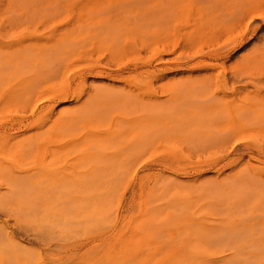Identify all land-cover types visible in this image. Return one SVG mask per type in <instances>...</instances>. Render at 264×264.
<instances>
[{"label": "rangeland", "instance_id": "rangeland-1", "mask_svg": "<svg viewBox=\"0 0 264 264\" xmlns=\"http://www.w3.org/2000/svg\"><path fill=\"white\" fill-rule=\"evenodd\" d=\"M222 1L218 10L198 0H84L87 6L67 0L50 12H0V244L6 264H194L182 253L187 229L217 220L240 225L249 247L259 245L254 237L264 236L262 189L241 190L239 202H214L202 183L209 179L213 187L241 174L264 189V62L241 61L254 46L264 48V29L250 38L255 22L264 26V0L242 10ZM33 33L40 45L57 42L51 76L33 77L13 65L20 55L38 57L46 49H29ZM98 84L120 88L113 95L127 104L72 120L58 117ZM188 101L195 109L186 107ZM200 106L213 114L226 110L208 123L199 120L205 113ZM248 108L252 115L245 120ZM97 153L132 160L114 174L91 178L89 162ZM11 173L23 174L20 191L3 187L2 177Z\"/></svg>", "mask_w": 264, "mask_h": 264}, {"label": "bare ground", "instance_id": "bare-ground-1", "mask_svg": "<svg viewBox=\"0 0 264 264\" xmlns=\"http://www.w3.org/2000/svg\"><path fill=\"white\" fill-rule=\"evenodd\" d=\"M82 1V4H83V1L84 0H80V2ZM94 1V0H93ZM257 0H230V3H229V1L227 0V3L228 4H231L232 6H229V8L230 7H233V8H235L234 10H236V9H238V10H242V9H245L247 6H249V5H251L252 3H254V2H256ZM198 2H199V4H201V3H204V5L206 6H210V7H212L211 5L213 4V5H215V7H217L216 5H222L223 4V1L221 2V0H198ZM67 4V0H0V12H50L51 10H54V9H56L57 7H64L65 5ZM94 4V3H93ZM195 4H198L197 3V1H195ZM83 5H86V4H83ZM131 5V4H130ZM87 6V5H86ZM207 6H206V8H207ZM208 6V7H209ZM206 8H204V9H206ZM219 9V7H217V9L216 10H218ZM222 9V8H221ZM209 10V9H208ZM212 11V10H211ZM236 12V11H235ZM103 13V12H102ZM236 13H238V12H236ZM235 13V14H236ZM240 13V12H239ZM11 14V13H10ZM32 14V13H31ZM220 14H222V13H220ZM235 14H233V15H235ZM22 15V14H21ZM34 15V14H33ZM123 15H125V14H123ZM232 17V16H231ZM236 18V17H235ZM234 18V19H235ZM25 19V18H24ZM27 19V18H26ZM30 19H33V18H30ZM263 19V18H262ZM20 20V19H19ZM256 20H258V19H254L253 20V23L256 21ZM12 21V20H11ZM14 22V21H13ZM12 22V23H13ZM31 22V21H30ZM29 22V23H30ZM9 23V22H8ZM21 23V22H20ZM24 23V22H23ZM157 23V22H156ZM257 22H255V24H256ZM11 24V23H10ZM255 24H253L254 26L252 27V29H251V34H250V38L251 39H258L261 35V32H262V30L264 29V26H261V25H255ZM16 25V24H15ZM14 25V26H15ZM104 25V24H103ZM109 25V24H108ZM113 25V24H112ZM119 25V24H118ZM2 26V25H1ZM110 27H111V24L109 25ZM99 27V26H98ZM109 27V28H110ZM133 27V26H132ZM112 28V27H111ZM113 28H114V25H113ZM123 28V27H122ZM125 28V27H124ZM104 29H106L105 31H107L108 29L107 28H104ZM115 29V28H114ZM98 30V29H97ZM110 30V29H109ZM124 30V29H123ZM101 32V31H100ZM119 32V31H118ZM99 33V32H98ZM102 33H103V30H102ZM101 33V34H102ZM113 33V32H112ZM111 33V34H112ZM34 34V33H33ZM100 34V33H99ZM104 34V33H103ZM124 34V33H123ZM6 35V34H5ZM107 35H109V33L107 34ZM245 35V34H244ZM90 36V35H89ZM88 36V37H89ZM111 36V35H110ZM106 37V36H105ZM109 37V36H108ZM114 37V36H113ZM48 38V37H47ZM118 38H119V36H118ZM37 37H35V34L33 35V36H31L30 38H29V49H30V47H34L33 49H35V51H37L36 50V47H40L41 46V49H42V47H44V48H46L41 54H40V56H38V57H34L35 56V54H34V56H31V55H20V57H18V63H16V61H15V63H16V65H15V63L13 64L14 66H16V68H18V69H20V71H23L24 73H30V74H32V76L33 75H35L34 74V72H39V73H43V72H49L50 70H51V67H53V65H55L56 63H57V60L55 59V58H57V54L55 55V53H53V49H52V47H55L54 45L55 44H57V42L56 43H53L54 45H51L52 43H50V45L49 46H46V45H44V44H42V45H40V44H38V42H37ZM113 39V38H112ZM104 40H105V38H104ZM118 40V39H117ZM81 41V40H80ZM122 41V40H121ZM62 42V41H61ZM60 42V43H61ZM86 42H88V41H86ZM68 43V42H67ZM71 43V42H70ZM242 43V42H241ZM19 44V43H18ZM18 44H16V46L18 45ZM23 44V43H22ZM58 44H59V42H58ZM65 45V44H64ZM28 46L26 45V46H24L26 49L28 48ZM68 46V45H67ZM22 48H24L23 46H21ZM20 47V44H19V48H21ZM57 47V46H56ZM55 47V48H56ZM17 48H18V46H17ZM19 48H18V50H19ZM40 49V50H41ZM3 50V49H2ZM17 49H15V51H16ZM25 50V49H24ZM32 50V49H31ZM58 50V49H57ZM26 51V50H25ZM60 51V50H59ZM1 52V51H0ZM10 52V51H9ZM27 52L28 51H26V53L25 54H27ZM30 52V51H29ZM32 52H33V50H32ZM40 52V51H39ZM7 53V52H6ZM63 53V52H62ZM28 54H30V53H28ZM39 54V53H38ZM59 54V53H58ZM211 54H208L207 55V57L208 58H210V59H212L211 58V56H210ZM3 56V55H2ZM18 56V55H17ZM31 56V57H30ZM12 57V56H11ZM203 57V56H202ZM206 57V58H207ZM213 57V56H212ZM14 58H16V57H14ZM204 59V58H203ZM219 59V58H218ZM191 60V59H190ZM217 60V59H216ZM255 60H258L259 62H264V48H260V47H257V46H254L253 47V49H252V51L251 52H249V54L248 55H246V57H244L241 61H255ZM9 62V61H8ZM7 63V62H6ZM10 63H12V62H10ZM188 63V62H187ZM1 64V63H0ZM8 64V63H7ZM189 64V63H188ZM258 66V65H257ZM255 67V66H254ZM5 68V67H4ZM55 68V67H54ZM58 68V67H57ZM60 68V67H59ZM6 69V68H5ZM258 69V68H257ZM57 70V69H56ZM52 72V71H51ZM51 72H49L48 74L51 76ZM1 73V72H0ZM56 73V72H55ZM113 73V72H112ZM20 74V73H19ZM44 74V73H43ZM118 74V73H117ZM214 74V73H213ZM5 76V75H4ZM13 76V75H12ZM213 76V75H212ZM15 77V76H14ZM25 77V76H24ZM34 77V76H33ZM32 77V78H33ZM93 78V77H92ZM190 78V77H189ZM197 78V77H196ZM202 78V77H201ZM206 78V77H205ZM181 79V78H180ZM207 79V78H206ZM205 79V81H207ZM33 80V79H32ZM31 80V81H32ZM48 80V79H47ZM191 80H192V78H191ZM213 80V79H212ZM34 81H35V78H34ZM202 80H199V82H201ZM210 81H211V78H210ZM36 82V81H35ZM189 82V81H188ZM198 82V81H197ZM197 82H195V83H197ZM39 84H40V82H38ZM80 83V82H79ZM194 83V82H193ZM194 83V85H197V84H195ZM209 83H211V82H209ZM29 84V83H28ZM33 84V83H32ZM31 83H30V86H36V84H33L32 85ZM94 84V83H93ZM190 84V83H189ZM202 84V83H201ZM200 84V85H201ZM204 84V83H203ZM206 84V83H205ZM21 85H23V84H21ZM38 85V84H37ZM92 85V84H91ZM96 85V84H95ZM95 85H93V86H95ZM99 86H100V84H98ZM97 85V86H98ZM177 85H178V83H177ZM184 85V84H183ZM24 87H27V86H25V85H23ZM180 86H182V85H180ZM21 87V86H20ZM186 87H187V85H186ZM200 87V86H199ZM204 87V86H203ZM206 88H207V86H205ZM31 88V87H30ZM183 88V87H182ZM181 88V89H182ZM188 88H190V87H188ZM196 88V87H195ZM26 89V88H25ZM27 89H29L28 87H27ZM31 89H34V88H31ZM118 89H120V88H118V87H115L114 86V84H111V85H103L102 87L100 86V87H93L92 89H91V91L87 94V96H86V98L82 101V102H80L79 104H77V105H75L71 110V112H69V111H67V112H64L63 114L64 115H61V114H59V116L58 117H66V119H76V117L78 118V117H80V116H82V115H84V114H87L88 112H90V114H91V112L92 111H94L95 109H97V108H99V107H103V109L104 108H106V107H108L109 105H112V104H118V103H122L121 101V98L119 99V98H117L116 96H115V94L113 95V92H114V90H118ZM187 89V88H186ZM193 89V88H192ZM205 89V88H204ZM22 90V89H21ZM30 90V89H29ZM174 90V89H173ZM188 90V89H187ZM208 90V89H207ZM207 90H206V92H207ZM197 91V90H196ZM195 91V92H196ZM26 92V91H25ZM63 92V91H62ZM120 92V91H119ZM119 92H118V94H119ZM124 92V91H123ZM204 92V91H203ZM199 92H197V94H198ZM209 93V92H208ZM60 94V93H59ZM65 94H67L66 92H65ZM118 94H117V96H118ZM126 94V93H125ZM184 94V93H183ZM190 94V93H189ZM192 94H194V93H192ZM196 94V93H195ZM205 94V93H204ZM120 95V94H119ZM191 95V94H190ZM208 95H210V94H208ZM22 96V95H21ZM59 96H61V95H59ZM78 96V95H77ZM211 96H212V94H211ZM67 97H68V95H67ZM66 97V98H67ZM120 97H123V96H120ZM125 97H127V96H125ZM130 97V96H129ZM194 97H196V96H194ZM198 97V96H197ZM209 97V96H208ZM212 97H214V96H212ZM219 97V96H218ZM131 98V97H130ZM176 98V97H175ZM181 98H182V96H181ZM181 98H179V99H181ZM187 98H189V97H187ZM221 98V97H220ZM62 99V98H61ZM75 99V98H74ZM186 99V98H185ZM184 99V100H185ZM192 99V98H191ZM211 99H213V98H211ZM215 99H217V97L215 98ZM259 99V98H258ZM124 100V99H123ZM134 100V99H133ZM182 100H183V98H182ZM182 100H180V101H182ZM183 100V101H184ZM201 100V99H200ZM218 100V99H217ZM150 101V100H149ZM179 101V100H178ZM179 101V102H180ZM216 101V100H215ZM123 102H125V104H127L126 103V101H123ZM165 102V101H164ZM175 102H176V100H175ZM78 103V102H77ZM148 103V102H147ZM152 103V102H151ZM154 103V102H153ZM171 102H169L168 104H170ZM178 103V102H177ZM185 103H187V102H185ZM193 103V102H192ZM191 103V104H192ZM196 103V102H195ZM205 103V102H204ZM222 103V102H221ZM224 103V102H223ZM123 104V103H122ZM125 104H123L122 105V107L121 108H123L124 107V105ZM129 104V103H128ZM132 104V103H131ZM136 104V103H135ZM159 104V103H158ZM187 104H189V101H188V103ZM201 104V103H200ZM219 104V103H218ZM133 105V104H132ZM147 105V104H146ZM151 106H152V104H150ZM149 105V106H150ZM160 105V104H159ZM164 105H166V104H164ZM205 105V104H204ZM203 105V106H204ZM226 105V104H225ZM131 106V105H130ZM136 106V105H135ZM168 105H166V107H167ZM185 106H186V104H185ZM199 106V105H198ZM202 106V105H201ZM200 106V110H202L203 108ZM206 106V105H205ZM133 107H134V105H133ZM164 107V106H163ZM186 107H192L190 104H189V106L187 105ZM219 107V106H218ZM227 107V106H226ZM120 108V109H121ZM147 108V107H146ZM192 108H194V107H192ZM199 108V107H198ZM220 108V107H219ZM218 108V109H219ZM224 108V109H223ZM222 108V111H220V110H218V111H220L219 113H220V115H221V117H222V112H225V111H223V110H226V108H225V106ZM100 109V108H99ZM129 109V108H128ZM131 109H133V108H131ZM150 109V108H149ZM152 109V108H151ZM182 109V108H181ZM195 109V108H194ZM51 110H52V108H51ZM107 110V109H106ZM112 110V109H111ZM123 110V109H122ZM148 110V109H147ZM200 110H199V112H200ZM227 110H228V108H227ZM64 111V110H63ZM97 110H95L94 111V113L96 112ZM99 111V110H98ZM97 111V112H98ZM101 111V110H100ZM149 111V110H148ZM203 111H205V113H202V112H200L201 113V115H200V117H199V120L200 121H202V122H211L213 119H214V121L219 117V113L217 114V112L215 113V114H213V113H210V111H208V110H204L203 109ZM243 112H249V114H242V113H240V114H238L239 116H241V114L245 117V120H246V118H248V115L250 116V110H249V108H248V111L246 110H242ZM102 112H103V110H102ZM105 112V111H104ZM103 112V113H104ZM144 112V111H143ZM198 112V113H199ZM206 112H209V115L208 114H206ZM212 112V111H211ZM233 112V111H232ZM254 112V111H253ZM100 114H101V112H99ZM102 113V114H103ZM106 113V112H105ZM104 113V114H105ZM227 113H228V111H227ZM262 113V112H261ZM211 114V115H210ZM224 114V116H225V114L226 113H223ZM98 115V114H97ZM106 115V114H105ZM108 115V114H107ZM215 115H217V118L216 117H214ZM252 115V114H251ZM255 115H257V114H255ZM263 115H264V112H263ZM91 116V115H90ZM109 116V115H108ZM153 116V115H152ZM197 116V115H196ZM199 116V115H198ZM197 116V117H198ZM207 116V117H206ZM234 116V115H233ZM235 116H237V115H235ZM240 117V118H244V117ZM254 116V115H253ZM252 116V117H253ZM93 117V116H92ZM226 117H227V115H226ZM255 117V116H254ZM263 118H264V116H262ZM261 117V118H262ZM45 118V117H44ZM104 118V117H103ZM103 118H102V121H103ZM164 118H166V117H164ZM201 118V119H200ZM225 118V117H224ZM237 118V120H238V117H236ZM258 118H260V116H258ZM258 118H257V120H258ZM65 119V118H64ZM99 119V118H98ZM101 119V118H100ZM148 119V118H147ZM191 119V118H190ZM209 119H210V121H209ZM250 119V118H249ZM184 120V119H183ZM182 120V121H183ZM195 120H197V119H195ZM204 120V121H203ZM29 121V120H28ZM167 121H168V119H167ZM184 121H187V120H184ZM184 121H183V123H184ZM192 122L194 121V119H192L191 120ZM200 121H199V123H200ZM219 121H221V120H219ZM218 121V122H219ZM222 121H223V119H222ZM261 121H264V119L263 120H261ZM76 122V121H75ZM201 122V123H202ZM244 122H246V121H244ZM195 123V122H194ZM194 123H192V124H190L191 126L194 124ZM214 123V122H213ZM256 123V122H255ZM72 124V123H71ZM74 124V123H73ZM100 124V123H99ZM122 124V123H121ZM165 124V123H164ZM206 124V123H205ZM29 125V124H28ZM149 125V124H148ZM189 125V126H190ZM197 125V124H196ZM200 125V128H201V124H199ZM208 125H211V123L210 124H208ZM16 126V125H15ZM161 126V125H160ZM187 126V125H186ZM194 126V125H193ZM133 127V126H132ZM137 127V126H136ZM181 127H182V124H181ZM197 127V126H196ZM204 127H205V125H204ZM64 128V127H63ZM198 128V127H197ZM206 128V127H205ZM210 128H211V126H210ZM1 129V128H0ZM131 129V128H130ZM137 130V129H136ZM187 130H189V129H187ZM199 130V129H198ZM206 130H208V129H206ZM206 130H204V133H206ZM64 131H65V128H64ZM143 131H145V130H143ZM192 132V129H190L188 132ZM201 131V129L199 130V132ZM5 132V131H4ZM4 132L2 131V132H0V140L2 139V138H4ZM138 132V131H137ZM182 132V131H181ZM188 132H187V134H188ZM190 132V133H191ZM212 132H215V131H212ZM216 132H218V131H216ZM144 133V132H143ZM183 133V132H182ZM203 133V134H204ZM232 133V132H231ZM5 134H7V133H5ZM11 134V133H10ZM153 134V133H152ZM194 134H195V132H194ZM198 134H200V133H198ZM219 134V133H218ZM226 134V133H225ZM193 134H191V136H192ZM197 134H195V136H196ZM210 135V134H209ZM214 135V134H213ZM233 135V134H232ZM140 136V135H139ZM200 135H198V137H199ZM202 136V135H201ZM207 136V135H206ZM212 136V135H211ZM210 136V137H211ZM220 136V135H219ZM112 137H114V136H112ZM111 137V138H112ZM141 137H143V136H141ZM185 137V136H184ZM197 137V136H196ZM204 137V136H203ZM202 137V138H203ZM110 138V137H109ZM187 138H188V136H187ZM194 138V137H193ZM139 140H140V138H138ZM190 139V138H189ZM197 139H199V138H197ZM201 139V138H200ZM208 139V138H207ZM206 139V140H207ZM221 139V138H220ZM219 139V140H220ZM227 139H228V137H227ZM10 140V139H9ZM26 140V139H25ZM24 140V141H25ZM146 139H144V141H145ZM190 140H192L193 141V139H190ZM205 140V139H204ZM215 140V139H214ZM95 141V140H94ZM196 141V140H195ZM202 141V140H201ZM208 141V140H207ZM206 141V142H207ZM1 142H4V141H0V143ZM15 142V141H14ZM23 142V141H22ZM28 142V141H27ZM29 142H30V140H29ZM29 142H28V144H29ZM107 142V141H106ZM119 142V141H118ZM120 142H122V141H120ZM126 142V141H125ZM128 142V141H127ZM139 142V141H138ZM143 142V141H142ZM188 142V141H187ZM205 142V143H206ZM214 142V141H213ZM141 143V142H140ZM136 144V143H135ZM212 144V143H211ZM222 144V143H221ZM2 145V144H1ZM22 145H24V143H22ZM22 145H21V148H26L25 146L26 145H24L23 147H22ZM97 145H99V144H97ZM96 145V146H97ZM203 145V144H202ZM114 146H117V145H114ZM114 146H112V147H114ZM130 146V145H129ZM128 146V147H129ZM32 147V146H31ZM102 147V146H101ZM101 147H98V148H101ZM104 147V146H103ZM102 147V148H103ZM105 147H106V145H105ZM136 147V146H135ZM27 148H29V147H27ZM96 148V147H95ZM130 148V147H129ZM31 149V148H30ZM29 149V150H30ZM79 149V148H78ZM131 149V148H130ZM144 149V148H143ZM103 150H105V149H103ZM129 150V149H128ZM132 151V150H131ZM21 152H22V150H21ZM97 152V151H96ZM96 152H94V153H96ZM122 152H124V149H123V151ZM127 152V151H126ZM141 152V151H140ZM20 153V152H19ZM114 153H115V151H114ZM119 153V152H118ZM121 153V152H120ZM136 153V152H135ZM98 154V153H97ZM105 154V153H104ZM123 154V153H122ZM126 154V153H125ZM99 155V154H98ZM127 155V154H126ZM126 155H124V156H122L121 154L120 155H109V156H105V157H101L100 155L99 156H95V157H92V159L90 160V162H89V160H88V162L89 163H91L90 164V169H89V175H90V177L91 178H94V177H97V176H99V177H104L106 174H114L115 172H117V171H119V170H121L123 167H124V165H125V163L130 159V160H132V158L128 155V156H126ZM29 156V155H28ZM85 157V156H84ZM83 157V158H84ZM91 158V157H90ZM134 159V158H133ZM129 160V161H130ZM128 161V162H129ZM87 162V163H88ZM133 162V161H132ZM21 163V162H20ZM130 163V162H129ZM24 164V163H23ZM84 164V163H83ZM83 164H82V167L81 168H83ZM132 165V164H131ZM133 165H134V162H133ZM126 166H127V164H126ZM131 167V166H130ZM245 167V166H244ZM80 168V169H81ZM124 168H126V167H124ZM128 168V167H127ZM133 168V167H132ZM129 170V169H128ZM128 170H127V172H128ZM247 170V169H246ZM6 172V171H5ZM42 172V171H41ZM248 172V171H247ZM246 172V173H247ZM253 173V172H252ZM251 173V174H252ZM248 174V173H247ZM21 175V176H20ZM20 175H16V174H14V173H11V174H9V175H7L6 177L5 176H3L2 178L4 179V186L3 187H5V189H7V190H19V188L22 186L21 184H22V178L21 177H23V174H20ZM119 175V174H118ZM237 175V174H236ZM28 176H29V174H28ZM85 176V175H84ZM240 176H241V174H240ZM240 176H237V177H234V178H231V179H228L227 177L228 176H226L225 178H223L221 181H218V182H216V184H214L213 185V187L211 186H209L208 184L210 183L209 182V179L207 180L208 182H203L202 181V183H205L208 187H207V190H208V192L209 191H211V192H209V194H211V193H213V195H211V196H214V197H216V198H212L211 196H209V199L211 200V201H214V202H216V201H222L223 199L225 200V199H227L228 200V197H231V200L232 199H234L235 200V202H239L240 200H241V196H242V192H241V190H251V189H257V191L258 190H260V189H262V191H263V193H262V191L260 190L259 192H261L262 194H263V196H264V189L262 188V186H260V187H258V182L256 181V182H254V180L252 179V181H251V177L249 178V179H247V177L246 178H244V176L241 178ZM26 177V176H25ZM30 177V176H29ZM0 178H1V176H0ZM24 178V177H23ZM31 178V177H30ZM85 178H87V177H85ZM111 178V177H110ZM109 178V179H110ZM64 179V178H63ZM115 179H117V178H115ZM119 179V178H118ZM117 179V180H118ZM42 180V179H41ZM68 180H70V179H68ZM75 180V179H74ZM211 180H212V178H211ZM250 180V181H249ZM31 181H33L32 179H31ZM62 181V180H61ZM107 181V180H106ZM261 181V183L263 182L262 180H260ZM1 182H3L2 181V179H1ZM0 182V183H1ZM109 182V181H108ZM25 183V182H24ZM29 183V182H28ZM28 183H26V187H27V184ZM42 183V182H41ZM64 183H66V182H64ZM182 183V182H181ZM200 183V182H199ZM198 183V184H199ZM3 184V183H2ZM35 184V183H34ZM107 184V183H106ZM110 184H111V186H112V183H111V181H110ZM192 184V183H191ZM51 185V184H50ZM86 185V184H85ZM87 185H88V183H87ZM89 185H91V183L89 184ZM210 185H212V183L210 184ZM263 185V184H262ZM29 187L31 186V184L30 185H28ZM74 186V185H73ZM205 186V185H204ZM204 186H202V187H204ZM55 187V186H54ZM54 187H53V189H54ZM61 187V186H60ZM68 188H70L69 186H67ZM110 187V186H109ZM113 187H115V184L113 185ZM200 187V186H199ZM202 187H201V190H202ZM196 188V187H195ZM197 188H198V186H197ZM20 189H23V188H20ZM24 189H25V187H24ZM86 189H87V187H86ZM2 190V189H1ZM198 190V189H197ZM20 191V190H19ZM200 191V190H199ZM203 191H204V188H203ZM256 191V190H255ZM57 192H58V190H57ZM198 192V191H197ZM241 193V196H239V194ZM3 193V192H2ZM22 193H24V192H22ZM244 193V195L246 194V192H243ZM251 193H252V190H251ZM42 194H43V192H42ZM257 194V193H256ZM20 195H21V193H20ZM250 195L251 194H249V197H250ZM11 196V195H10ZM22 197L24 196V195H21ZM252 196H253V194H252ZM257 196H259V195H257ZM20 196H18V198H19ZM201 197V196H200ZM247 197H248V194H247ZM247 197L245 196V198H246V201L247 200H249V198L247 199ZM12 198V197H11ZM205 198V197H204ZM2 199V198H1ZM17 199V198H16ZM255 199H256V201H257V198H256V196H255ZM59 200H60V198H59ZM252 200V199H251ZM228 201H230V200H228ZM242 201V200H241ZM254 201V200H253ZM261 201V200H260ZM13 202V201H12ZM34 202V201H33ZM263 201H261V203H262ZM25 203V202H24ZM228 202H226V204H227ZM234 203V202H233ZM243 203V202H242ZM260 203V202H259ZM8 204V203H7ZM12 205H13V203H11ZM22 204V203H21ZM26 204V203H25ZM24 204V205H25ZM229 205V204H228ZM246 205V204H245ZM37 206V205H36ZM226 206V205H225ZM235 206H236V204H235ZM240 206H242V204L240 205ZM239 206V207H240ZM248 207H249V205H247ZM246 206V207H247ZM253 206V205H252ZM21 207H22V205H21ZM25 207V206H24ZM31 207V206H30ZM261 207H262V204H261ZM2 208H3V205H2ZM7 208V207H6ZM10 208H11V205H10ZM9 208V209H10ZM13 208V207H12ZM238 209V208H237ZM241 209V208H240ZM264 209V208H263ZM262 209V210H263ZM18 210V209H17ZM261 210V211H262ZM10 211H14V210H11L10 209ZM20 211V210H19ZM21 213V212H20ZM230 213V212H229ZM242 213H244V210H243V212ZM227 214V213H226ZM240 215H241V213H239ZM258 214V213H257ZM17 215V214H16ZM19 215V214H18ZM200 215V214H199ZM235 215V214H234ZM229 216V215H228ZM247 216V215H246ZM244 218V217H243ZM246 220H248V219H246ZM2 221V220H1ZM249 221V220H248ZM20 222H21V220H20ZM19 222V220H18V224L20 223ZM14 225V224H13ZM255 226V225H254ZM15 227H17L16 225H15ZM22 227V226H21ZM245 227V226H244ZM250 227V226H249ZM1 229V228H0ZM17 229V228H16ZM243 227H240V225H238V224H231L229 221H226V220H217V221H213L211 224H205L204 222H201V223H198V224H194V223H191V225L189 226V228L187 229V238L189 239V245L187 246V247H183V249H184V251H182V253H189V255L191 256V258L193 259V263L194 264H264V260H262L263 258V255H260V252H261V250L263 249V245H264V236L262 237V238H260L259 236V238L260 239H257L256 237H257V235H256V237H254L257 241H259V245L257 246V247H255V248H253V247H249L250 246V243L248 244V242H249V239L248 240H246V237L243 235L244 233H243ZM251 231H252V229H250ZM6 231V230H5ZM2 232V233H1ZM14 232V231H13ZM244 232H247V230L245 231L244 230ZM253 232V231H252ZM4 233V230L2 229V231H0V235L1 234H3ZM248 234V233H247ZM253 234V233H252ZM6 235H7V233H6ZM9 236V235H8ZM2 237H3V239H4V236L2 235ZM19 237V236H18ZM0 238H1V236H0ZM9 239L11 238V237H8ZM15 238V237H14ZM13 237H12V239H14ZM247 238H248V236H247ZM2 239V238H1ZM1 239H0V241H1ZM11 239V240H12ZM253 239V238H252ZM7 240V239H6ZM254 240V239H253ZM18 241V240H17ZM17 241H15V242H13V244H14V246L15 245H18L17 247H18V249L19 248H21L19 251H21L22 249H24L25 250V248H22L21 246H20V244H21V242L19 241V243L20 244H16V243H18ZM2 242L4 243V240H2ZM10 242V241H9ZM253 242V241H252ZM12 244V245H13ZM23 244V243H22ZM252 244V243H251ZM7 245H8V242H7ZM254 245V244H253ZM256 245V244H255ZM9 246V245H8ZM4 247H5V244H4ZM10 247V246H9ZM6 248H7V246H6ZM15 248H16V246H15ZM14 248V251L16 250ZM9 249H7V251H8ZM10 252H12L11 251V247H10V250H9ZM8 251V253H9V255H10V252ZM17 252H18V250H16ZM263 251H264V249H263ZM6 252V251H5ZM4 252V250H3V248H1V244H0V264H6V261H7V256H6V253ZM17 252H16V257H17ZM20 254H22L21 252H20ZM18 257H19V255H18ZM181 257H182V255H181ZM23 258V257H22ZM262 258V259H261ZM18 259V258H17ZM136 261V260H135ZM13 262V261H12ZM7 264H10L9 262H7ZM24 264V263H23Z\"/></svg>", "mask_w": 264, "mask_h": 264}]
</instances>
